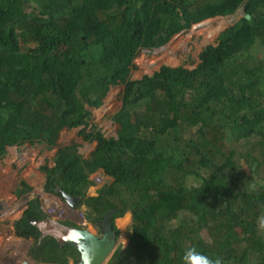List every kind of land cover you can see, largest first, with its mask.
<instances>
[{
  "label": "trees",
  "instance_id": "trees-1",
  "mask_svg": "<svg viewBox=\"0 0 264 264\" xmlns=\"http://www.w3.org/2000/svg\"><path fill=\"white\" fill-rule=\"evenodd\" d=\"M241 6L194 67L132 77L142 48ZM117 84L120 126L106 135L91 107ZM79 126L96 142L89 156L58 142ZM26 142L59 145L41 166L47 190L81 196L93 219L112 211L118 234L131 211L128 243L106 264H264V0H0V157ZM31 187L21 178L17 192ZM42 212L31 199L16 234L34 239L38 260H77L41 238L28 215Z\"/></svg>",
  "mask_w": 264,
  "mask_h": 264
},
{
  "label": "rangeland",
  "instance_id": "rangeland-1",
  "mask_svg": "<svg viewBox=\"0 0 264 264\" xmlns=\"http://www.w3.org/2000/svg\"><path fill=\"white\" fill-rule=\"evenodd\" d=\"M243 6H241L236 12L226 15H217L214 17H209L201 22L193 24L190 28H186L177 34H175L165 45L160 47L152 48H144L140 51L139 55L135 59L137 63V67L132 71V77L138 78L142 77L145 73H153L156 69H158L162 64H171V65H179L184 64L187 67H194L199 62V53L202 48L211 42H215L220 32L227 27L228 25L232 24L236 20H238L244 10H241ZM210 22L211 24L203 25L205 22ZM124 84H117L110 88L107 96L104 98V102L99 107H91L93 110V122L99 123L102 130L105 132L106 135L116 134L120 124L113 119V114L117 112L122 105L121 99V92L123 91ZM79 127L73 128H64L61 132L63 136L64 142L69 141H77L80 143V151L85 154V156H89L91 151L95 148L96 142H89L88 140H84L82 135H79ZM66 133V134H65ZM62 142V145L63 143ZM61 144V143H60ZM33 148H32V147ZM40 146L39 143L30 144L26 142L22 145L17 146L16 154L12 158H10V153H7L2 158V161L6 163L5 165L9 168L8 175L12 177H25L24 175L30 170L38 171L39 169V158L43 156V152L40 153H31L29 150L31 149H38ZM40 155V156H39ZM42 158V157H41ZM34 159V160H32ZM1 161V160H0ZM13 162V163H12ZM38 163V164H37ZM47 163L49 165H53L54 162L52 160V154L48 158ZM5 167V168H7ZM38 167V168H37ZM40 172V171H39ZM98 172L93 173L91 176H96ZM44 174V173H43ZM46 176L44 174L43 179L41 180V185H38V189L34 188V193L36 196L41 198L42 204L45 206L44 202L45 191L42 190L43 185L45 183ZM101 184L94 185L90 187L89 194H96L97 188ZM40 186V187H39ZM31 192V191H30ZM28 194H24L23 197L27 196ZM51 201L50 198H48ZM53 199V197H52ZM61 205H64L59 198ZM5 206L2 205L0 207V213L4 212ZM4 208V209H3ZM4 210V211H3ZM68 210V207L66 211ZM69 211H71L69 209ZM77 212V213H76ZM75 213L77 214V219L80 218L79 211L77 210ZM130 214V221L124 227L122 226V222L119 218L116 219V223L120 228V234L118 238V243L122 242L126 244L129 240V233L131 232L130 224L132 221V213ZM81 219V218H80ZM89 223L96 225V222L93 218L87 216ZM71 222V221H67ZM261 225L264 227V214L260 220ZM6 224V223H5ZM3 226V225H2ZM62 264V263H61Z\"/></svg>",
  "mask_w": 264,
  "mask_h": 264
},
{
  "label": "crops",
  "instance_id": "crops-1",
  "mask_svg": "<svg viewBox=\"0 0 264 264\" xmlns=\"http://www.w3.org/2000/svg\"><path fill=\"white\" fill-rule=\"evenodd\" d=\"M58 142L61 144L62 142H64L62 135L59 136ZM70 142L72 141H69V142L67 141V142H64L63 144H68ZM17 146L19 145H14V146L9 147L8 153H10L9 159L11 161H12V158L14 157V154H16L15 150H17ZM58 148H59V145L50 147V146H46L43 143L40 144L38 149L30 148L29 151L31 153L43 152V156L39 155L40 164L38 166L40 170L38 171L30 170V172H27V174L24 175L25 177H22L23 175L19 178L16 176L12 177V175L9 176L7 174L8 173L7 170L9 168L5 165L6 163L2 161V158H0L1 160L0 161V207H2V205L5 206V211L0 213V257H1V261L8 259L12 263H15L16 260H19L20 262H22L28 257L30 260L28 264H42L41 262H38L37 259L32 258L30 255V252H31L30 247L34 243V239L27 238L26 236L17 235L16 229H15V221L21 218V216L24 214L23 212L25 211L23 209L25 207L23 204L26 201V199L31 198V197L33 198L35 196L34 190L36 188L38 189L37 187L38 185L42 186L41 183H39L44 177V174H43L44 172L41 170L42 164L47 163L48 158L50 157V154H52V160L54 162V157L56 155ZM5 156H8V155H5ZM21 178H25L27 182L32 186L31 189L27 193L17 192V189H18L17 187H18V184ZM24 194H28V195L23 197ZM44 194L45 195L43 196L45 197H47V195H50V194L53 195L52 197L55 200H58V198H60L58 194H52L50 193V191L45 192ZM47 202L48 201L45 199L43 203H47ZM40 231L42 232V230Z\"/></svg>",
  "mask_w": 264,
  "mask_h": 264
},
{
  "label": "water",
  "instance_id": "water-1",
  "mask_svg": "<svg viewBox=\"0 0 264 264\" xmlns=\"http://www.w3.org/2000/svg\"><path fill=\"white\" fill-rule=\"evenodd\" d=\"M241 10H244V6ZM57 190L73 206L81 199L80 196H72L61 188ZM111 215L112 211L109 210L102 219H95L97 232L87 226L61 224L45 217L37 219L29 216V219L43 234L56 236L60 248L69 244L79 251V258L73 260V264H106L118 246L117 230L112 224Z\"/></svg>",
  "mask_w": 264,
  "mask_h": 264
},
{
  "label": "clouds",
  "instance_id": "clouds-1",
  "mask_svg": "<svg viewBox=\"0 0 264 264\" xmlns=\"http://www.w3.org/2000/svg\"><path fill=\"white\" fill-rule=\"evenodd\" d=\"M205 20V19H204ZM203 21V20H202ZM199 22H201V21H199ZM198 23V22H197ZM177 34V33H176ZM165 45V44H164ZM161 46H163V45H161ZM158 47H160V46H158ZM144 48H149V47H144ZM144 48H142L141 50H143ZM155 48V47H154ZM150 50L152 49V48H149ZM140 53V52H139ZM139 55V54H138ZM137 58V57H136ZM136 62V61H135ZM96 108V107H95ZM62 132V131H61ZM61 135V134H60ZM71 143V142H70ZM30 144H32V143H30ZM34 144H36V143H34ZM39 144H42V143H39ZM43 144H45V143H43ZM69 144V143H68ZM15 145H20V144H15ZM22 145V144H21ZM46 145V144H45ZM62 145V144H61ZM64 145V144H63ZM11 146H14V145H11ZM11 146H9V147H11ZM47 146V145H46ZM9 147H8V150H9ZM5 157V156H4ZM0 158H3V157H0ZM55 163V162H54ZM43 164H45V163H43ZM42 164V165H43ZM42 170V169H41ZM98 173L96 174V176L97 175H100L101 176V178H102V180L101 181H97L96 180V176H94L93 178H94V180H95V183L94 184H92L90 187H92V186H94V185H97V184H101L102 182H103V180H104V178H103V176L100 174V172L99 171H97ZM45 174V173H44ZM46 176V175H45ZM45 182H46V179H45ZM43 190L45 191V192H48L49 190H47L46 189V187H45V183H44V185H43ZM90 190V189H89ZM28 192V191H27ZM26 192V193H27ZM66 192V191H65ZM50 193H52V194H58V196H60V200L62 201V202H64L63 204L64 205H61L60 204V201L59 200H55V199H52V196L53 195H47V197H44V199L46 198V200L48 201L47 203H52V204H55V205H57L58 207H60L61 209H62V211L60 212V214H55V215H52V214H50L49 212H47L46 211V209L44 208V205L42 204V200H41V198H39L38 196H34L33 198H38L39 200H40V204H41V208L43 209V212H42V216L41 217H39V218H37V219H41V218H43L44 219V217L45 218H49V219H51V220H54V221H56V220H58L59 219V217H63V216H67L68 218H70L71 219V221H74V219L75 220H77V221H80L81 223L80 224H73V225H78V226H87V227H90L93 231H98L97 230V225H94V224H92V223H89V221H88V219H87V214H86V212H85V206H81V205H79L80 204V202H81V199L79 200V202L75 205V206H73L71 203H69L68 201H67V199L65 198V196L63 195V193L61 192V191H58L57 190V188H56V190L55 191H50ZM68 193V192H67ZM68 194H70V193H68ZM97 194V193H96ZM70 195H72V194H70ZM72 196H75V195H72ZM77 197V196H76ZM81 197V196H80ZM32 197L31 198H28V199H26V201L24 202V211L26 212V210L28 209V207H29V204H30V201H31V199H33ZM48 198H50L51 199V201H49V199ZM47 203H45V204H47ZM67 207H68V210L66 211V209H67ZM69 209L71 210V211H69ZM79 211V214H80V218L79 219H77L76 217H77V212L76 211ZM25 212H23L24 214H25ZM76 212V213H75ZM129 212H131V211H129ZM128 213V212H127ZM126 213V214H127ZM23 214V215H24ZM22 215V216H23ZM21 216V217H22ZM29 216L30 215H28V218H29ZM32 217V216H31ZM122 217V216H121ZM34 218V217H33ZM119 218V217H118ZM73 219V220H72ZM102 219V218H101ZM95 220V219H94ZM29 221H30V219H29ZM31 222V221H30ZM96 222V221H95ZM32 223V222H31ZM35 225V224H34ZM37 226V225H36ZM39 228V227H38ZM40 229V228H39ZM41 230V229H40ZM41 234H42V232H41ZM45 236H47V235H45ZM117 236H118V238H119V234L117 233ZM42 237H44L43 235H41V238ZM27 238H32V237H27ZM128 243V242H127ZM126 243V244H127ZM118 245H119V243H118ZM31 247H32V245H31ZM31 247H30V250H31ZM30 255H31V257L32 258H34L33 256H32V253L30 252ZM28 258V257H27ZM27 258L24 260V261H22V262H20L19 260H16V262L15 263H12V262H10L8 259H5V260H3V261H1V257H0V264H18V263H20V264H28L29 262H30V260H29V258H28V260H27ZM34 259H36V258H34ZM73 260H75V259H73V258H71L70 259V264H73ZM37 261L38 262H41L42 264H53V263H51V262H48V261H41V260H38L37 259ZM109 261V260H108ZM58 264H61V263H58Z\"/></svg>",
  "mask_w": 264,
  "mask_h": 264
},
{
  "label": "built area",
  "instance_id": "built-area-1",
  "mask_svg": "<svg viewBox=\"0 0 264 264\" xmlns=\"http://www.w3.org/2000/svg\"><path fill=\"white\" fill-rule=\"evenodd\" d=\"M96 180L97 181H101L102 178L100 175H97L96 176ZM46 199V198H45ZM44 208L46 209L47 212H49L50 214L52 215H57V214H60V212L62 211V209L60 207H58L57 205L55 204H52V203H47Z\"/></svg>",
  "mask_w": 264,
  "mask_h": 264
},
{
  "label": "flooded vegetation",
  "instance_id": "flooded-vegetation-1",
  "mask_svg": "<svg viewBox=\"0 0 264 264\" xmlns=\"http://www.w3.org/2000/svg\"><path fill=\"white\" fill-rule=\"evenodd\" d=\"M63 190V189H62ZM73 220V219H72ZM58 223H61V224H80L81 222L80 221H77L74 219V221H71L70 218H68L67 216H63V217H59L58 220H56ZM67 221H71V222H67ZM49 233H52V232H49ZM43 236L45 235H52V234H42ZM54 236V235H53ZM56 237V236H55Z\"/></svg>",
  "mask_w": 264,
  "mask_h": 264
},
{
  "label": "bare ground",
  "instance_id": "bare-ground-1",
  "mask_svg": "<svg viewBox=\"0 0 264 264\" xmlns=\"http://www.w3.org/2000/svg\"><path fill=\"white\" fill-rule=\"evenodd\" d=\"M4 208H5V207H4ZM4 210H5V209H4ZM4 210H3V211H4ZM15 211H16V210H15ZM3 214H4V213H3Z\"/></svg>",
  "mask_w": 264,
  "mask_h": 264
}]
</instances>
